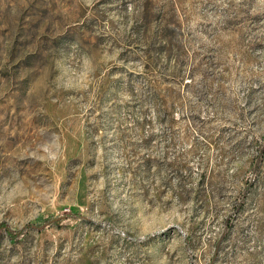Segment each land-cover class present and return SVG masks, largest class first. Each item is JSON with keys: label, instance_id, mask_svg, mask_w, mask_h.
<instances>
[{"label": "rangeland", "instance_id": "rangeland-1", "mask_svg": "<svg viewBox=\"0 0 264 264\" xmlns=\"http://www.w3.org/2000/svg\"><path fill=\"white\" fill-rule=\"evenodd\" d=\"M0 264H264V0H0Z\"/></svg>", "mask_w": 264, "mask_h": 264}]
</instances>
